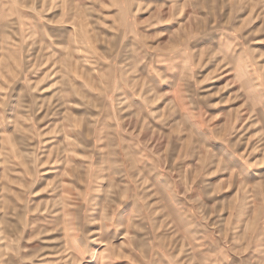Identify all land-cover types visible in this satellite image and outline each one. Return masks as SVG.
Segmentation results:
<instances>
[{
	"label": "rangeland",
	"instance_id": "rangeland-1",
	"mask_svg": "<svg viewBox=\"0 0 264 264\" xmlns=\"http://www.w3.org/2000/svg\"><path fill=\"white\" fill-rule=\"evenodd\" d=\"M0 264H264V0H0Z\"/></svg>",
	"mask_w": 264,
	"mask_h": 264
},
{
	"label": "crops",
	"instance_id": "crops-1",
	"mask_svg": "<svg viewBox=\"0 0 264 264\" xmlns=\"http://www.w3.org/2000/svg\"><path fill=\"white\" fill-rule=\"evenodd\" d=\"M78 43H79V42H78ZM80 43H82V42H80ZM81 47H82V46H81ZM89 52H90V51H88V53H89ZM100 131H101V130H98V132H97V134H98V136H99V138H98V139H101V137H102V136L100 135V134H101V132H100Z\"/></svg>",
	"mask_w": 264,
	"mask_h": 264
}]
</instances>
